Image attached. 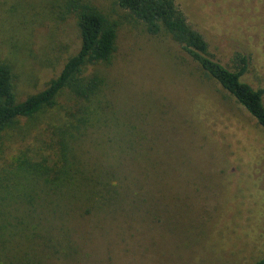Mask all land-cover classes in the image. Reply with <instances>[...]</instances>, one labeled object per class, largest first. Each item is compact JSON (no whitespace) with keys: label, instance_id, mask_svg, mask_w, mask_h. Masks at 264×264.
I'll return each mask as SVG.
<instances>
[{"label":"rangeland","instance_id":"1","mask_svg":"<svg viewBox=\"0 0 264 264\" xmlns=\"http://www.w3.org/2000/svg\"><path fill=\"white\" fill-rule=\"evenodd\" d=\"M66 1L0 0V65L13 70L18 102L44 91L81 48ZM80 1L119 24L111 63L89 71L103 79L97 116L68 133L62 178L80 196L67 207L51 184L16 169L38 153L44 124L57 122L51 136L65 129L64 93L57 108L0 131V264H256L264 129L170 35H149L117 0ZM176 3L214 60L233 67L237 54L248 57L243 80L264 87V0Z\"/></svg>","mask_w":264,"mask_h":264},{"label":"trees","instance_id":"2","mask_svg":"<svg viewBox=\"0 0 264 264\" xmlns=\"http://www.w3.org/2000/svg\"><path fill=\"white\" fill-rule=\"evenodd\" d=\"M65 3L68 10L78 17L81 36L79 52L68 60L61 74L44 91L22 102L17 100L11 66L6 63L1 64L0 131L11 129L20 119H32L47 110L57 108L64 93L72 97V106L69 110L71 117L62 127L65 129L62 130L60 127V133H53L51 136L50 130H55L57 122L49 121L44 124L48 134L44 138L43 135L36 137L35 142L41 144L38 153L30 158L32 160L22 158L16 167L18 174L22 171L29 172L33 177L42 178L46 184H51L55 195L59 194L61 199L67 201L69 205L67 207H70V202L74 204L80 195L72 189L69 191L74 184L71 177L68 176L67 181L62 178L63 170L67 171L69 167L66 158L68 133L76 128L80 131L82 125H88L92 121L91 117L97 116L95 114L98 112L97 107L92 103L102 89L103 79L97 73L89 75V71L94 66L111 63L117 49L119 24L80 0H68ZM117 4L127 11L134 21L142 24L149 35L158 36L162 33L170 35L205 76L234 97L264 129V87L255 89L243 80L250 66L248 57L237 54L232 62L233 67L214 60L209 52L208 42L201 33L192 28L176 0H117ZM29 133V130L25 131V137ZM28 137L33 138L31 134ZM48 161L51 166L46 165ZM6 174L11 181L13 173L7 171ZM63 180L67 182L69 188H63V183L60 187L58 184L54 185L55 182L59 183ZM2 187L7 188L3 184L0 190ZM9 187L13 188L11 184ZM113 187L116 188V185H112ZM10 193L12 199L23 196V194L15 195L13 189ZM256 264H264V256Z\"/></svg>","mask_w":264,"mask_h":264}]
</instances>
